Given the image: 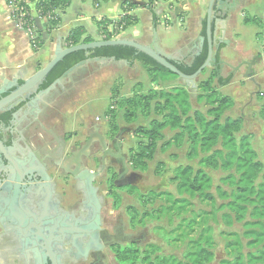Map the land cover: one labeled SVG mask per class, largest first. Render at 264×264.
Listing matches in <instances>:
<instances>
[{
	"label": "trees",
	"instance_id": "trees-1",
	"mask_svg": "<svg viewBox=\"0 0 264 264\" xmlns=\"http://www.w3.org/2000/svg\"><path fill=\"white\" fill-rule=\"evenodd\" d=\"M8 1L10 0H6V3ZM12 1L17 3L18 8L23 7L27 12L29 10L25 2H34L38 17H45L48 20L47 31L58 25L56 12L65 9L70 2V0ZM25 19L31 20L29 12ZM31 22L33 23V20ZM135 23V17L126 15L117 23L101 21L98 23L101 40L114 39L119 31ZM243 24L263 27V33L259 36L264 50L263 21L257 17L244 16ZM108 26H111V31H108ZM35 35L37 44L32 47L33 50H37L42 44L39 33L35 31ZM84 35L85 31L80 27L72 29L65 38L63 46L69 48L90 43L92 40ZM206 57L205 43L201 53L191 64L171 63L178 71L190 76L199 69ZM93 58H114L115 61H126L130 65L139 62L150 78L151 84L156 86L177 78L172 72L133 48L107 46L77 51L65 56L48 73L42 88L50 86L79 62ZM212 75L216 78L217 73L212 70ZM229 80L230 77L225 81L219 78L217 83L219 86H224ZM197 89L199 93L196 95V103H203L207 107L205 113L193 109L190 94L185 87H172L168 90L150 89L144 94L134 95L123 101L117 100L114 103L118 108L124 109V120L127 122L135 121L138 115L145 119L150 115L160 117L151 119L147 127H139L135 130L137 137L145 142L137 143L135 150L130 151L128 155L127 163L132 171L147 170V162L153 159L157 142L162 139L161 132L166 129L175 133L170 141L163 144L162 150L172 145L180 148L187 143L186 158L189 161L197 160L196 167L178 166L173 171L170 181L175 183L179 198H174L170 193L157 195L150 193L153 198L166 196L169 205L161 207L160 212H165L169 217L181 216L189 212L193 199H198L200 203H206L211 207L208 213L182 218L176 227L181 232L176 235L175 240H187L182 259L159 254L158 247L153 244L146 245L142 250L134 244H129L111 249L118 264H210L214 259L212 252L214 240L212 227L208 222L211 220L215 224L218 223V214L225 226L232 227L233 224L242 226L241 236L237 233H225V250L229 260H222L220 264H264V165L258 160L249 137L239 135L241 120L223 118L224 112L231 106L230 99L220 96L211 86L210 79L199 83ZM6 117L7 115L2 118L6 119ZM110 129L117 131L116 126ZM205 169L221 171L225 174L219 179V185L214 189L215 194L210 192L213 188V180ZM109 173L111 174L109 187L114 190L116 188L112 180L115 173L111 170ZM112 191L110 195L117 199ZM136 192L138 193L133 187L127 188V193L130 195ZM130 213L132 214V210ZM131 220H134V216ZM182 226L184 228H181ZM196 228H199L197 236L189 237Z\"/></svg>",
	"mask_w": 264,
	"mask_h": 264
},
{
	"label": "flooded vegetation",
	"instance_id": "flooded-vegetation-1",
	"mask_svg": "<svg viewBox=\"0 0 264 264\" xmlns=\"http://www.w3.org/2000/svg\"><path fill=\"white\" fill-rule=\"evenodd\" d=\"M47 88L40 85L0 111V264H100L104 250L120 247L123 238L105 227L101 215L104 196H100L96 182L103 178L105 195H110L109 171L115 173L114 185L119 148L128 173L136 171L128 166L124 139L117 144L120 128L102 134L98 125H92L85 133L70 132L69 137L56 133L40 137L42 103L51 100L43 93ZM14 90L9 89L0 98ZM93 127L99 128L108 154L104 156L95 139L89 157H81L82 168L93 173L89 187L87 178L78 179L65 169L77 168L69 159L94 134ZM94 160L99 167L95 171L87 163ZM81 173L79 170L77 175ZM114 186L126 192L129 187L135 188L133 184Z\"/></svg>",
	"mask_w": 264,
	"mask_h": 264
},
{
	"label": "rangeland",
	"instance_id": "rangeland-1",
	"mask_svg": "<svg viewBox=\"0 0 264 264\" xmlns=\"http://www.w3.org/2000/svg\"><path fill=\"white\" fill-rule=\"evenodd\" d=\"M263 10L264 0H256L254 9L249 11V14L250 16L258 15L259 17L263 15V18L260 19L264 23ZM248 29H254V31L250 36L247 33L241 35V42L249 47L258 48L259 51L257 53L263 56V62L256 67L254 82H251L248 78H243L240 74H229L231 76L229 83L219 86L217 83L218 79L212 75L213 69L208 67L194 79L193 85H187L183 80L174 78L168 82H162L156 87L154 84H151L150 78L139 62H134L135 66L133 68L126 62L108 63L103 67L95 63L88 64L86 69L79 70L78 74L83 76L87 72L95 71V73L78 90L81 94H86L85 97H88L89 103L87 104L86 101H83L84 96L82 100L74 101L73 99L71 101L73 97H76L77 90L70 92V94L58 100L57 110L55 111L57 113L55 115H58L59 110L63 109L65 105H67L66 111L68 112L70 108L78 109L76 115L78 117L76 120L78 121H76L77 124L75 123L73 127L70 124V120L73 117H69L67 113L63 118H59L58 125L62 128L61 131H65V133L59 134H65L69 137L72 135L70 133L72 129H79V126H84L79 117H84L85 120H93L98 117L99 120L96 121L95 119V122L98 123L102 134H106L104 132L113 126L124 131L122 136V139H124L123 152L129 155L130 151L135 150L137 143L145 142L137 137L135 130L139 127H147L151 119L156 118V116L150 115L145 119L138 115L135 121L127 122L124 120V109L118 108L116 104L114 105L115 101H123L134 95L144 94L150 89L168 90L172 87H185L190 94L193 109L205 113L207 107L203 103H196V95L199 93L197 85L210 79L211 86L217 93L220 96L229 98L231 101V106L224 112L223 118L228 117L234 120H241L242 125L239 135H247L249 137L250 143L258 155V160L264 165V50L262 48L261 36H259L263 33V27L249 25ZM255 29L259 31L257 32ZM255 32L258 34L255 35ZM43 39H45V35H42ZM101 68H105L106 72H102ZM220 78L225 81L229 78L228 72H224ZM75 79L76 77H73V80ZM96 93L98 97L93 102V96ZM50 115L55 116L52 112ZM159 118L157 117L156 119ZM161 133L162 139L157 142L153 159L147 162V170L145 172H136L138 178L133 186H135L138 193L130 195L124 189H114L112 192L117 196V199H115L111 195H105L107 188L103 185V178L98 179L96 184L98 183L99 185V194L102 197L104 196L101 215L107 230L110 233H119L121 238H123L119 241L120 247L134 244L142 250L146 245L153 244L158 247L159 254L165 256L172 255L178 259H182L186 250L187 240H175L176 235L181 232L176 227L182 218H191L203 212L208 213L211 207L206 203H200L198 199H193L191 200L189 212L181 216L173 215L170 218L165 212H160L161 207L169 205L165 199L166 196L162 195L153 198L150 193L154 195L170 193L174 198H179L176 194L175 183L170 181L174 169L185 165L196 167L197 163V160L189 161L186 158L187 143H184L180 148L172 145L166 150H162L163 144L170 141L175 132L166 129ZM69 143L71 144L72 142ZM96 156L94 154V157ZM87 163L93 171L99 168L95 160L88 161ZM205 171L213 180V188L210 192L215 194L214 189L219 185V179L224 177L225 174L221 171L210 169H205ZM131 210L132 214L130 213ZM219 215L218 223L215 224L211 220L208 222V225L212 227V237L214 240V247L212 249L214 259L210 264H220L222 260H229L225 250V233H237L240 236L242 233L241 224H233L232 227H227L220 220ZM132 216H134L133 221L131 220ZM140 220L141 222H139ZM198 220L199 218H197ZM181 228L184 227L182 226ZM198 231L199 228H196L189 237H196ZM100 264H118V262H116L112 251L104 250L103 259Z\"/></svg>",
	"mask_w": 264,
	"mask_h": 264
},
{
	"label": "crops",
	"instance_id": "crops-1",
	"mask_svg": "<svg viewBox=\"0 0 264 264\" xmlns=\"http://www.w3.org/2000/svg\"><path fill=\"white\" fill-rule=\"evenodd\" d=\"M209 1L70 0L65 9L56 12L59 19L58 25L51 31H47V18L38 17L34 2H29L28 12L33 20L35 31L39 33L41 40L42 35H45L40 47L33 50L28 33L18 26L11 17L6 0H0V76L8 81L17 80L21 82L28 79L49 62L54 53L55 45L59 41L61 47L65 48L63 42L72 29L80 27L85 31L84 37H89L92 41H98L101 40L99 22L117 23L126 15L135 17L136 23L123 31H119L114 39H133L140 44L148 45L151 42L152 31L155 29L158 44L164 53L170 55L173 62L187 65L192 62L198 53L199 38L204 39L202 48L205 43L207 44L206 30L207 25H209L215 57L224 62L221 75L227 71L228 77L234 72V75L240 74L243 78H246L247 63H253L251 66L252 80L248 79L254 82L256 67L263 62V56L257 53L258 48L244 45L240 37L246 33L250 36L254 31V29H248V26L252 24H243L244 16L263 18V15L259 17L258 15L250 16L249 14V11L254 9L256 0H213L210 13L208 12ZM109 27L111 26H108L107 29ZM257 32H255V35L258 34ZM119 62L126 61L87 62L79 66L64 82L55 85L47 93L51 96L50 102L42 103L43 108L38 119L43 129V132H40V137L45 139V136H49V133H65V131H61L62 128L59 127L58 122L59 118H63L66 113L69 117H73L70 120L71 126L77 124L78 109L70 108L68 112L66 111L67 105H65L63 109L59 110L58 115H55L57 113L55 111L57 110L58 100L74 90H77L78 93L71 101L73 99L74 101L82 100L84 96L83 101L89 103L88 97H85L86 94H81L78 88L90 76L94 75L95 71L87 72L81 76L78 74L79 70L86 69L88 64L92 63L103 67L108 63ZM127 64L130 66V63ZM134 66L133 63L131 67ZM101 69L102 72H106L105 68ZM73 77H76V79L73 80ZM96 97H98L97 93L93 96V102L97 99ZM51 112L55 116L50 115ZM79 118L84 126H79L80 130L72 129L70 132L79 130L85 133L89 131L92 125H98L95 122V119L96 121L99 120L98 117L93 120H85L84 117ZM87 121L89 122L87 123ZM40 140L42 139L40 138Z\"/></svg>",
	"mask_w": 264,
	"mask_h": 264
},
{
	"label": "water",
	"instance_id": "water-1",
	"mask_svg": "<svg viewBox=\"0 0 264 264\" xmlns=\"http://www.w3.org/2000/svg\"><path fill=\"white\" fill-rule=\"evenodd\" d=\"M213 0L209 1V13L211 10V3ZM207 57L204 61V63L199 67V69L192 75H184L180 71H178L174 65L171 63L173 62V59L170 55H167L164 53V51L160 48L158 44V39L156 35V30L154 29L152 31V38L151 42L148 45H143L140 44L139 42L133 40V39H110V40H98V41H91L90 43H83L79 45H75L69 48H62L60 41L55 45L54 53L50 57L49 62L40 70H38L34 75L29 77L28 79H25L21 81V84L17 80H12L8 81L4 77L0 76V97L6 94V92L14 87V91L7 95L6 97L0 98V111H3V108L10 104L11 102L15 101V99L18 98H24V95L28 94L31 91H34L35 88L38 86L42 85L45 81L46 76L48 73L52 70V68L59 63L60 61L63 60V58L71 53L77 52V51H88L91 49L95 48H100V47H107V46H126L135 49L137 52L142 53L148 57H150L152 60H154L156 63L161 65L162 67L166 68L170 72H172L177 78L181 79L184 81L185 84H192L194 79H196L201 72L208 68L211 67L215 70L217 73L216 78L219 79L221 76V72L224 66V62L222 60H216L215 53L213 51V45H212V39L210 38V26L207 25ZM204 39L202 37L199 38V46L197 47L198 53L196 56L199 55L201 49H202V44H203ZM108 60L115 61L114 58L106 59V58H93V59H88L79 62L75 66L71 67L68 69L65 73H63L57 80H55L43 93L46 94L48 93L55 85L60 84L65 81L66 78H68L76 69L84 65L87 62L90 61H95V62H106ZM176 63V62H173ZM253 63H247V69H246V78H251V66ZM93 135H90L88 140L80 147V149L76 150L71 158L69 159L70 162L76 163V169L74 171H68L65 169L66 173H70L74 177L81 179L82 176L88 179V185L89 187L91 186V181L93 179V173L82 168L80 165L81 163V157L88 158L90 154V148L94 142L95 139H97L99 146L101 150L104 152V156L108 154V150L106 147V144L99 134V128L98 127H93ZM124 131L121 129L119 131V134L117 135V141L118 145H121V138L123 135ZM1 147V144H0ZM119 151V160L117 162L119 169H118V175L114 181V185L120 186L124 184L132 185L138 178V175L136 173H128V167L125 162V158L121 154L120 148L118 149ZM64 169V167H62ZM79 170L82 171L80 175H77ZM92 191H95L94 189ZM98 210V207H97Z\"/></svg>",
	"mask_w": 264,
	"mask_h": 264
},
{
	"label": "built area",
	"instance_id": "built-area-1",
	"mask_svg": "<svg viewBox=\"0 0 264 264\" xmlns=\"http://www.w3.org/2000/svg\"><path fill=\"white\" fill-rule=\"evenodd\" d=\"M25 4L28 7L29 1H26ZM8 8L10 9V14L11 17L14 19V21L18 24V26H20L22 29H24L28 35H29V39H30V45L32 47H35L37 44L36 41V35H35V27L33 25V23L31 22V17L29 15V18L31 20H26V14L28 13L26 9H24L23 7H19L17 6V3L10 0L7 3ZM108 31H111V27H109Z\"/></svg>",
	"mask_w": 264,
	"mask_h": 264
}]
</instances>
